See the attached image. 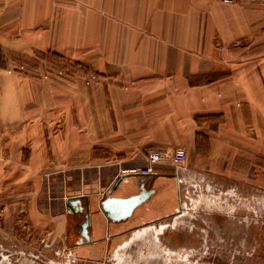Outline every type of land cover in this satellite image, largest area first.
<instances>
[{"label": "crops", "instance_id": "0c3cea01", "mask_svg": "<svg viewBox=\"0 0 264 264\" xmlns=\"http://www.w3.org/2000/svg\"><path fill=\"white\" fill-rule=\"evenodd\" d=\"M53 56L98 80L55 90L18 71L43 69ZM252 131L262 145L264 0H0L1 153L19 166L14 180L42 172L37 209L64 229L69 264H130L154 258L155 245L202 244L235 230L210 213L208 229L194 230L201 199L193 196L232 195L239 165L255 154ZM177 148L185 170L163 161L151 175L128 176L112 196L136 195L144 181L149 197L126 219L104 217L99 202L122 170L145 167L153 149ZM79 195L91 217L83 246L74 225L83 216L64 205ZM10 206L19 215L23 202Z\"/></svg>", "mask_w": 264, "mask_h": 264}, {"label": "rangeland", "instance_id": "374dc122", "mask_svg": "<svg viewBox=\"0 0 264 264\" xmlns=\"http://www.w3.org/2000/svg\"><path fill=\"white\" fill-rule=\"evenodd\" d=\"M18 71L48 79L55 90L67 88L73 79L81 77L91 81L98 80L93 71L66 63L54 56L51 65L45 64L43 69L22 67ZM250 134L255 154L250 158L251 162L249 160L248 163L239 165L237 172L242 173L236 176L237 187L231 192L232 195L229 197L220 195L216 191L219 188H216L213 197H211L213 191L210 193L203 191L200 197L193 196L194 199H201L198 206L200 209L193 214L194 230L208 229L211 220L205 221L203 217H209L207 216L209 213L218 225L223 219L227 226L237 224L239 227L237 226L235 230L229 228L225 233L215 235L214 240L211 236L204 237L203 241L207 239L209 241L202 244V240L198 239L192 244L155 245L158 254L155 253L154 258L128 259L130 264H264V140L262 145L257 146L254 142V132ZM1 151L2 148H0V210L5 207V216L0 214V264H69L67 258L71 250L68 248L64 229L55 230L57 225L55 220L37 209V193L43 183V179L40 178L42 172L33 174L36 179L33 176L34 178L30 180L26 177L28 174H23L22 180H14V171L19 169V166L5 160ZM10 151H13V148H10ZM173 154L164 153L163 161L174 163ZM225 197L229 199V207L225 205L227 203ZM212 198L215 200L212 201ZM17 202H23L19 215L10 206ZM206 203L214 204L213 212L208 210L211 207H205ZM12 211L16 214L15 221L9 218ZM169 235L172 236L171 234L167 236ZM153 247L154 245L143 244L140 250L153 252Z\"/></svg>", "mask_w": 264, "mask_h": 264}, {"label": "water", "instance_id": "95a60500", "mask_svg": "<svg viewBox=\"0 0 264 264\" xmlns=\"http://www.w3.org/2000/svg\"><path fill=\"white\" fill-rule=\"evenodd\" d=\"M130 175H120V178L116 179L112 186L106 190V197L99 202L104 217L110 221H120V219H126L131 216L132 210L147 200L150 195L144 187V181L138 183L139 193L128 198L113 197L112 194L118 190V185ZM84 202V206L82 205ZM64 205L66 211L72 215H82L83 221L80 223L75 222L74 225L79 228L75 231L78 236V241L75 246H83L91 243V217L89 212L88 198L85 195L69 196L64 199ZM126 208L125 213L119 215L118 209ZM121 217V218H120Z\"/></svg>", "mask_w": 264, "mask_h": 264}, {"label": "built area", "instance_id": "2783aa9c", "mask_svg": "<svg viewBox=\"0 0 264 264\" xmlns=\"http://www.w3.org/2000/svg\"><path fill=\"white\" fill-rule=\"evenodd\" d=\"M225 5H234L236 0H220ZM165 159V155L160 149H153L146 155L147 165L143 168H130L121 171L120 175H140L148 176L154 173V166L161 163ZM174 163L182 170L187 168L186 166V153L182 148H177L173 154Z\"/></svg>", "mask_w": 264, "mask_h": 264}, {"label": "flooded vegetation", "instance_id": "af4514ba", "mask_svg": "<svg viewBox=\"0 0 264 264\" xmlns=\"http://www.w3.org/2000/svg\"><path fill=\"white\" fill-rule=\"evenodd\" d=\"M115 246H117V243H115Z\"/></svg>", "mask_w": 264, "mask_h": 264}]
</instances>
